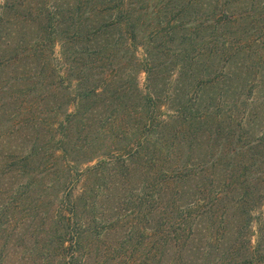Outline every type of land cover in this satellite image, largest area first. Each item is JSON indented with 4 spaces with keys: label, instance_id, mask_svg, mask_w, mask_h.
Returning a JSON list of instances; mask_svg holds the SVG:
<instances>
[{
    "label": "trees",
    "instance_id": "trees-1",
    "mask_svg": "<svg viewBox=\"0 0 264 264\" xmlns=\"http://www.w3.org/2000/svg\"><path fill=\"white\" fill-rule=\"evenodd\" d=\"M13 23L22 26L11 44L3 37ZM30 26L37 32L27 40ZM2 39L0 70L36 62L26 76L3 77L31 85L0 86V107L22 96V117L0 115V135L49 130L40 172L58 264H85L88 243L107 231L92 210L109 185L128 190L129 216L143 227L135 223L125 240L143 247V261L151 253L154 264H264V126L256 129L264 109L253 90L264 77V0H4ZM164 104L168 118L159 116ZM204 141L203 157L175 160L180 143ZM34 154L3 163L27 178L25 189L37 184Z\"/></svg>",
    "mask_w": 264,
    "mask_h": 264
},
{
    "label": "rangeland",
    "instance_id": "rangeland-1",
    "mask_svg": "<svg viewBox=\"0 0 264 264\" xmlns=\"http://www.w3.org/2000/svg\"><path fill=\"white\" fill-rule=\"evenodd\" d=\"M220 1L223 2V0ZM3 2L4 0H0V6ZM194 11L196 12V15L199 14V16H201L207 10L206 7H203L195 8ZM147 22L148 21L146 20V22L144 23L143 19L141 21L143 26L142 28L145 32H147V27H149ZM8 26L9 27L6 29V35L3 37V39H10L9 42H13L16 39V36L18 37L19 34L16 31H19L22 25L19 23L14 25L13 23L8 24ZM145 26L146 28H144ZM143 30H141L140 32V37L143 33ZM9 32L11 33L10 35H8ZM36 32V26H30V31L27 34L26 39H30L33 35L36 34ZM12 33H15V37ZM3 39L2 41H0V55L4 54L6 48H4L5 42ZM58 44L59 43H56V45L54 46L53 57L59 59L60 49ZM171 47L174 48L176 47V45H173ZM6 51V54L10 53L11 48ZM135 55L139 58V60H142L144 58L143 46H137ZM52 62H54V65L55 63L59 65L58 61L53 60V58ZM35 64L36 62L33 59H25L16 64L17 67L16 65H10L6 69L0 70V86L4 85L5 90H8L9 87L12 86L11 84H15V86H30L31 83L26 79H20L16 82H13V80L10 78L8 79L9 82H5V78L10 74L26 76L27 73L33 69ZM14 67H16V70L12 72ZM193 70V73H196L197 70ZM262 70L264 73V67H262ZM261 77L262 76L260 75L259 82L253 89L254 96H256L254 102H256L255 104L258 106L257 111L259 112L261 111V106L264 109V83L262 82L264 81V77ZM195 78L196 77H194L193 80ZM137 82L140 90L144 92V72L141 71L138 73ZM31 95L33 96H29V98L34 99L35 94L33 93ZM21 98L22 96L17 97V101H15L13 98L10 100L8 99L5 107H0L1 117H12V120L16 119L15 115H19V117H22V115L18 113V110L20 109V105H18V102ZM50 99L51 98H47L43 100V105L39 106V108L50 105L47 104L52 103L48 102L50 101ZM214 101V99H210L209 103H213ZM168 106L167 104H164V106L161 108L159 113L160 117L168 118V115L171 113L170 109H168ZM3 111H5V113H3ZM258 115H260V113ZM258 115L254 117L256 118V121L260 120V117H258ZM53 119L54 118H51V120ZM262 119L264 120V113L262 114ZM263 126L264 125L256 127L257 133L261 131ZM45 130L46 128L33 130V128L29 127L24 129L21 128V130L17 132L14 137L3 133L0 135V205H8L11 201H15V199L21 200L20 204L16 207H12L9 209L7 208L6 210H4L5 212H1L0 210V264H58L59 262V256L55 254V247H49V243L47 242L49 240V237L52 236V231L51 229H48V226L50 225V221L52 218L51 216H53L54 213H52L51 208L47 206L48 195H46L44 189L42 191V183L44 182V179L42 172H40L42 168V165L40 163L44 160L43 152L48 146L47 142L50 137L48 133L49 130ZM205 135L206 134L204 133V131H199V133L197 134L201 141L205 140ZM204 143L205 141L203 142V147L201 148L198 145H194L192 146V148H188L187 142L180 143V147L175 149L177 152L175 160H177V162H180L184 160V158L189 157V155L197 154L203 157L206 152L210 150L208 148V145L204 146ZM50 145L51 143L49 144V146ZM31 150L32 153H35L33 155V159L35 160L34 162H31L29 166L35 167L37 170V177L35 178L37 184L34 187L32 185V187L29 186L25 189L21 187V184L24 180H27V178H24L23 175H18L17 170L10 169V166L6 168L5 166L7 165L4 166L3 163L10 164L11 162L9 161H11V158L13 159L14 157V159H17L15 157H19L21 155H24L25 153H29ZM179 153L180 156H178ZM94 162L95 160L91 161L89 164H92ZM21 163L22 162H20V164ZM83 167H85V164L82 165L81 168L83 169ZM24 171H26V168ZM136 179L138 178H136L135 176L134 180L128 183L129 186L134 187L135 185H137L138 183ZM109 186V196L102 197V199L99 200L97 199V203H94V210H92L93 214H97L96 216L98 218L103 217V220L107 221V231H103L102 234L97 238V240L88 243L87 260L85 264H154L151 253L149 254L148 261L145 262L143 261V247L141 246V248H136L132 244H128L127 240H125L126 235L131 233V230L135 223L136 226L143 227L142 224L139 223L138 218H133V214L129 216L132 208L131 206H129L126 198L123 199L124 194L125 197H127L126 193H128V190L123 194V192H120L119 190L112 189L111 185ZM191 186V183L186 184V187ZM50 198L52 199L54 197L50 196ZM120 215L122 216V218H117ZM7 216L13 217L14 222L12 221V223H9ZM153 223L154 219L151 220V224ZM4 226L6 227L5 229ZM251 229L253 234L251 235V237L254 240L256 231L254 222L252 223Z\"/></svg>",
    "mask_w": 264,
    "mask_h": 264
}]
</instances>
